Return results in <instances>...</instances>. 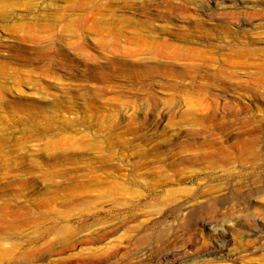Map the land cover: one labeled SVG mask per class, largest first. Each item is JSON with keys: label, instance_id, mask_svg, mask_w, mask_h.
I'll return each mask as SVG.
<instances>
[{"label": "rangeland", "instance_id": "obj_1", "mask_svg": "<svg viewBox=\"0 0 264 264\" xmlns=\"http://www.w3.org/2000/svg\"><path fill=\"white\" fill-rule=\"evenodd\" d=\"M249 235L264 0H0V264H264L206 255Z\"/></svg>", "mask_w": 264, "mask_h": 264}, {"label": "bare ground", "instance_id": "obj_2", "mask_svg": "<svg viewBox=\"0 0 264 264\" xmlns=\"http://www.w3.org/2000/svg\"><path fill=\"white\" fill-rule=\"evenodd\" d=\"M241 229V227H239ZM238 228V229H239ZM244 232V231H243ZM240 237H238V241L241 242V241H245V237H243L242 235H240ZM249 237H255V235H249ZM225 238V237H224ZM256 238V244L252 245V247H249V246H246L244 248H241L239 249V252L237 254L233 253V254H226V257H225V254L223 253L225 250L221 247V248H215V246L213 247V254L211 253H207L206 255H210V256H215L217 257V261H221V262H224V261H235V260H242L244 261L249 255L250 253L256 251V250H259V248L261 247L262 248V245H264V236H257L255 237ZM170 254V253H169ZM168 253L166 254V257ZM164 256V255H163ZM79 257L77 256H74V255H69L67 257H63V258H59V260L61 262H69L70 264H73L75 261H77ZM213 258V257H211ZM95 259L94 257H87V258H83V259H78V261H91ZM97 260H95V262H102V263H105L107 261H110V260H113V258L111 257H107V256H100L99 258H96ZM161 259V258H160ZM160 259H157V260H160ZM163 259V258H162ZM170 259V258H169ZM210 259V258H209ZM118 261L124 263V264H134V263H143L144 264V261L147 260V263L148 264H155V261L154 260H148L145 256V254H137L135 256H122L120 258L117 259ZM211 261V260H210Z\"/></svg>", "mask_w": 264, "mask_h": 264}]
</instances>
